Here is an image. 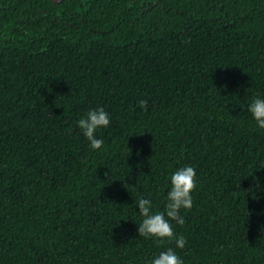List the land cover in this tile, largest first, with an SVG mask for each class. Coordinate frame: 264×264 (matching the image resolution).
<instances>
[{"label": "trees", "instance_id": "trees-1", "mask_svg": "<svg viewBox=\"0 0 264 264\" xmlns=\"http://www.w3.org/2000/svg\"><path fill=\"white\" fill-rule=\"evenodd\" d=\"M254 98L264 0H0V264H264ZM101 107L93 150L77 122ZM184 166L185 247L139 237L136 202L163 212Z\"/></svg>", "mask_w": 264, "mask_h": 264}, {"label": "clouds", "instance_id": "clouds-1", "mask_svg": "<svg viewBox=\"0 0 264 264\" xmlns=\"http://www.w3.org/2000/svg\"><path fill=\"white\" fill-rule=\"evenodd\" d=\"M147 100H141L139 107L146 109ZM248 112L259 129H264V99L254 98L248 106ZM110 125V117L104 108L89 110L84 117L77 122L78 128L88 140L91 149L99 150L103 140L95 135L98 128H107ZM170 191L166 197L163 212L152 211V201L140 198L136 202L139 214L143 217L138 225L139 237L157 238L160 240H174L177 248L183 249L187 243L183 236H176L173 225H183L185 220L180 215L181 209L190 210L192 207V193L197 187V173L193 166H184L176 170L170 177ZM150 264H184L176 252L169 248L161 251Z\"/></svg>", "mask_w": 264, "mask_h": 264}, {"label": "water", "instance_id": "water-1", "mask_svg": "<svg viewBox=\"0 0 264 264\" xmlns=\"http://www.w3.org/2000/svg\"><path fill=\"white\" fill-rule=\"evenodd\" d=\"M50 1H52V2H58V1H60V0H50Z\"/></svg>", "mask_w": 264, "mask_h": 264}]
</instances>
